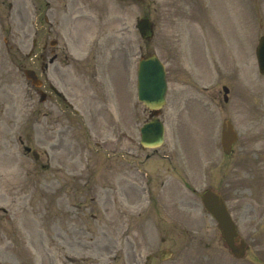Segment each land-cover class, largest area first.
<instances>
[{
  "label": "rangeland",
  "instance_id": "rangeland-1",
  "mask_svg": "<svg viewBox=\"0 0 264 264\" xmlns=\"http://www.w3.org/2000/svg\"><path fill=\"white\" fill-rule=\"evenodd\" d=\"M215 2L218 17L229 12L233 18L230 22L234 33L230 37L237 42L234 51L238 54L236 60L233 59L234 66L225 69L218 63L213 76L200 78L206 71L197 65V58L190 62L196 52L185 47L188 36L183 35L181 28L186 26H180L179 19L188 13L179 0L95 1L96 6L100 4L115 10L120 4L122 6V28L121 25L110 26L117 34L105 42L104 50L100 46L93 48L92 38L89 46L93 48L91 55L95 58L87 60L98 66L100 58L112 59L119 68L122 103H119L120 112L113 110L110 101L106 110L97 109L96 115L91 116L85 110L86 105L78 103L91 127L81 113L69 109L70 119L65 104L55 101L58 105L55 110H65L58 121L56 113L50 111V95L42 101L35 86L26 79L24 68L18 67L20 61H27L19 58L15 60L16 65L12 62V52L6 49L3 38L7 35L18 40L28 50L38 22L35 8L30 7L27 11L32 16L25 19V25L21 24L19 16L15 21L11 19L14 28H23L28 36L25 32L15 37L0 31V264H144L147 253H158L167 247L173 249L169 258H156L147 263L264 264V156L262 162L258 157V153L264 151V75L259 73L255 57L258 39L264 34V0L245 2L246 17L242 23L236 18L237 14L243 13L242 5L231 10L238 4L237 0ZM143 17H150L155 24L156 33L151 40H144L136 27ZM81 27L78 22L75 29L81 31ZM40 36L42 41L48 37ZM193 36L195 49L198 44L204 45L202 40H197V34ZM65 38L70 39L67 34ZM152 53L166 61L169 70L168 104L163 115L170 126L165 143L155 154L157 161L164 155L177 163L186 158L188 164H193L187 166L191 168L193 178L202 183L200 190L210 185L221 190L226 198L230 197V206L238 209L233 214L239 232L249 245L244 258L231 254L216 221L203 204L191 211V215L199 220L194 223L196 219L192 218L191 228L181 235L184 238H179L173 245L161 241L164 235L176 237L179 233L172 225L170 228L164 225L163 221L169 218L168 210L163 209L165 217L159 223L157 216L160 217L162 212H157L156 207V210L147 209L142 213L134 211V145L142 156L151 151L143 150L138 144L140 137L134 133L130 105L137 100V60ZM217 53L212 55L216 58ZM133 65L134 79L130 74ZM223 72L231 89V98L242 99L245 106L232 110V102L212 105L214 132L208 123L200 124L196 110L178 113V103L184 108L189 102L194 109L199 105L203 107L210 92L220 90L223 93ZM48 73L51 79L54 75L51 71ZM92 82L96 83L95 80ZM76 99L81 100L80 97ZM137 106L144 116L142 104ZM227 117L235 122L240 135L237 151L231 156L220 148L221 123ZM67 118L71 127L76 129L78 126L75 133L69 135L65 134ZM25 145L36 150L39 159L27 152ZM195 158L200 160L199 165ZM81 161L90 162V169L82 175L80 172L87 164L82 165ZM210 162L217 164L214 173L208 171ZM232 172L237 176L233 189L226 186ZM166 174L172 179L168 191L174 184L176 193H186L188 200L197 199L182 184L179 168ZM175 176L178 181L174 180ZM247 203V211H243V204Z\"/></svg>",
  "mask_w": 264,
  "mask_h": 264
},
{
  "label": "flooded vegetation",
  "instance_id": "flooded-vegetation-1",
  "mask_svg": "<svg viewBox=\"0 0 264 264\" xmlns=\"http://www.w3.org/2000/svg\"><path fill=\"white\" fill-rule=\"evenodd\" d=\"M88 1L89 0H31V4L34 5L37 11L38 20H40L41 22L42 29L38 28V32L46 31L49 34L55 32L57 37H61L62 39L61 42L58 39L51 41V48L49 49V51L46 49L47 42H45L44 48H41L39 52L35 54L36 58H33V61L41 70V72L46 73L49 69V64H51L54 67L53 70L57 74V78L63 79L64 69L71 64L73 58L71 56L69 43L62 35V31L66 29L68 33L72 34L73 28L75 26L72 21L63 17L68 14L67 11L70 4H72L77 10H82L84 6L89 4ZM26 5L27 3L24 2L22 3L21 7L27 8ZM2 6L7 10H11L13 4L9 0H0V8H2ZM62 10L63 12L59 13ZM68 16L72 19L81 17H85V19L87 18V15L83 13H71ZM33 43L36 46L37 40L35 39ZM113 82V89L114 91H117V80L114 79ZM47 86L53 88L51 82H49ZM55 93L58 95V92ZM60 97L63 98V100L65 99L63 96ZM262 149H264V147H262ZM236 151L237 150L234 149L232 155L236 153ZM262 152L264 151L262 150L260 153H258L260 162L263 161V158L261 157L264 156V153L261 154ZM145 162V159L141 160L138 157H134V171H142L145 179L143 187L144 190L148 193L150 203H152L153 205H155V203L159 204L162 208H164L167 201H175L176 199L175 195H168L167 187L171 183V180L168 178V174H166V172L177 168H179V170H183L187 164L182 162L177 163L174 162L173 159L162 157L160 162H154L152 165H150L153 169H155V171H157V173L151 174L150 172H147L146 169L144 170L142 167H140V164H145ZM236 177V174L232 172L230 179H228L226 183V186L231 189L235 188L234 178ZM182 178L189 182V184H187L186 186L190 189V191L198 194L197 185L199 181L197 179H190L187 173L182 174ZM153 181L159 184V190H154L151 187ZM174 203L175 211H177L178 215L174 216L173 220H170V223L173 224V228L175 229H185L189 224L187 225L186 217H183L182 213L186 209H195L198 206L199 202L198 200L187 201L185 195L183 194ZM247 208V205L243 204V211H247ZM233 210L238 211V209L235 208H233ZM163 239L165 242L166 238ZM177 241L178 238L175 237L174 242L177 243Z\"/></svg>",
  "mask_w": 264,
  "mask_h": 264
},
{
  "label": "water",
  "instance_id": "water-1",
  "mask_svg": "<svg viewBox=\"0 0 264 264\" xmlns=\"http://www.w3.org/2000/svg\"><path fill=\"white\" fill-rule=\"evenodd\" d=\"M144 38L151 37L153 34L151 23L148 19H143L138 23ZM257 55L260 66V71L264 73V36L260 38L259 45L257 47ZM167 84L165 81V71L162 63L153 56L149 59L142 60L139 68V99L144 101L145 104L151 108L160 107L165 101ZM144 140L153 141L155 143H161L163 140V133L159 127H153L149 125L146 129H143ZM235 140V132L232 131L228 121H225L223 127V145L226 151L229 150L231 143ZM216 197L213 192H209L205 195V202L207 207L217 218L226 223L229 220L228 214L224 209H220L219 204H215ZM231 221V220H230ZM233 226V223L231 221ZM229 226V222L226 227ZM225 229V228H224ZM228 231V229H226ZM233 244L230 243V246ZM239 256L244 253V246L239 247L238 250H234Z\"/></svg>",
  "mask_w": 264,
  "mask_h": 264
}]
</instances>
